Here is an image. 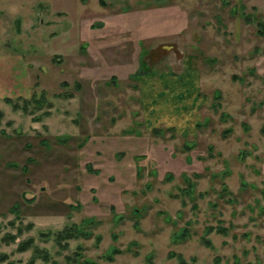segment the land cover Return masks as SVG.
I'll return each instance as SVG.
<instances>
[{"label":"rangeland","instance_id":"1","mask_svg":"<svg viewBox=\"0 0 264 264\" xmlns=\"http://www.w3.org/2000/svg\"><path fill=\"white\" fill-rule=\"evenodd\" d=\"M0 111V264H264V0H0Z\"/></svg>","mask_w":264,"mask_h":264},{"label":"trees","instance_id":"2","mask_svg":"<svg viewBox=\"0 0 264 264\" xmlns=\"http://www.w3.org/2000/svg\"><path fill=\"white\" fill-rule=\"evenodd\" d=\"M6 101L8 102V103H10V104H13L14 106H15V108H17L18 107V105L17 104H15V103H13V99L12 98H10V97H7L6 98ZM0 116H1V111H0ZM71 232L70 231H68V233L66 234L67 236H70L71 234H70ZM60 239H61V237H60Z\"/></svg>","mask_w":264,"mask_h":264}]
</instances>
